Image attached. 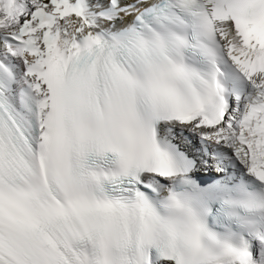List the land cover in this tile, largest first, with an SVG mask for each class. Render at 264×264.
<instances>
[{"label": "snow or ice", "instance_id": "obj_1", "mask_svg": "<svg viewBox=\"0 0 264 264\" xmlns=\"http://www.w3.org/2000/svg\"><path fill=\"white\" fill-rule=\"evenodd\" d=\"M0 264H264V0H0Z\"/></svg>", "mask_w": 264, "mask_h": 264}]
</instances>
